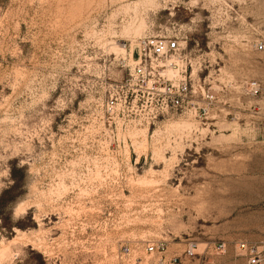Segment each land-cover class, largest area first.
<instances>
[{
	"label": "rangeland",
	"instance_id": "1",
	"mask_svg": "<svg viewBox=\"0 0 264 264\" xmlns=\"http://www.w3.org/2000/svg\"><path fill=\"white\" fill-rule=\"evenodd\" d=\"M147 35L184 42L163 68L205 117L130 108ZM155 240L264 264V0H0V264H151Z\"/></svg>",
	"mask_w": 264,
	"mask_h": 264
},
{
	"label": "built area",
	"instance_id": "2",
	"mask_svg": "<svg viewBox=\"0 0 264 264\" xmlns=\"http://www.w3.org/2000/svg\"><path fill=\"white\" fill-rule=\"evenodd\" d=\"M182 43L184 42H179L176 36L164 35H147L133 42L134 64L122 84L124 96L126 93L132 95L131 109V106L135 110L142 109L145 117L150 120L170 112L188 113L194 118L205 117L208 106L199 104L198 98L200 96L210 101L212 95L202 90L197 79H191L189 76L186 78L184 72L177 70L169 74L165 72L166 68H163L175 65L181 59L184 52ZM254 47L261 50L263 44L259 42ZM116 105L117 102L111 98L105 103L108 112H112ZM195 247V242L189 241L181 253L167 255L165 241L155 240L147 242L144 251L148 255H157L151 264H183L182 259L194 255ZM222 247L223 243L216 246L217 249ZM120 253L123 259L129 260L131 257L129 247H123ZM246 263L256 264L257 257L250 252Z\"/></svg>",
	"mask_w": 264,
	"mask_h": 264
}]
</instances>
